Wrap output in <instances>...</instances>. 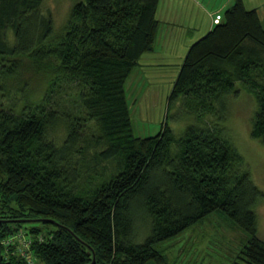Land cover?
I'll return each mask as SVG.
<instances>
[{
    "label": "trees",
    "instance_id": "trees-1",
    "mask_svg": "<svg viewBox=\"0 0 264 264\" xmlns=\"http://www.w3.org/2000/svg\"><path fill=\"white\" fill-rule=\"evenodd\" d=\"M42 2L0 0V264H167L154 244L218 211L247 235L239 264H264L255 212L264 192L220 121L241 82L257 102L251 134L264 144L257 10L233 0L188 48L168 98L194 120L183 135L164 122L139 137L125 84L153 50L159 0H78L58 37ZM24 74L43 77L42 93L5 108ZM138 212L149 227L142 242ZM18 234L27 257L7 241Z\"/></svg>",
    "mask_w": 264,
    "mask_h": 264
},
{
    "label": "rangeland",
    "instance_id": "rangeland-1",
    "mask_svg": "<svg viewBox=\"0 0 264 264\" xmlns=\"http://www.w3.org/2000/svg\"><path fill=\"white\" fill-rule=\"evenodd\" d=\"M77 1L43 0L42 8L50 13L53 20L54 37L62 34L71 7ZM168 13V0H159L156 10L159 26L153 50L142 55L125 84L135 136H153L166 122L177 138L183 135L187 126L194 123L192 117L185 115L181 98L171 104L168 98L182 63L183 53L186 51L185 39L191 44L202 37L205 33L203 29L208 25V18L201 9H192L187 5L185 11H179L180 19L185 26L195 27V32L185 37L179 30L173 29L175 37L170 38ZM23 77H26V83L20 92L16 88L21 85V81L9 85L12 90L1 99L5 108L12 106L18 109L26 97L35 100V96L42 93L45 81L41 75L24 74ZM237 86L239 91L230 94L226 99V118L220 121L227 128L230 142L249 167L253 182L264 192V144L251 134L257 102L253 95L242 87L241 82H238ZM14 96L16 98L13 99ZM255 212L259 238L264 240V197L256 206ZM146 223L145 217L138 212L135 216L138 242H142L149 233ZM34 224L25 223L23 226ZM246 240V233L218 211L209 214L179 235L154 244V248L165 254L167 264H239L237 253ZM146 264L155 263L150 261Z\"/></svg>",
    "mask_w": 264,
    "mask_h": 264
},
{
    "label": "crops",
    "instance_id": "crops-1",
    "mask_svg": "<svg viewBox=\"0 0 264 264\" xmlns=\"http://www.w3.org/2000/svg\"><path fill=\"white\" fill-rule=\"evenodd\" d=\"M233 0H168V37L173 38L175 35L173 34L172 30L177 29L181 32V34L185 37H188L190 34H193L196 29L195 27L190 28L188 26H185L183 24V21L180 19V13L185 11V7L188 5L189 7L201 9L206 15L205 17L208 18V25L205 27V35L209 30L212 29V27L220 23L223 20V13L226 8H228ZM245 7L247 9H255L258 12V15L264 24V0H243ZM170 10V11H169ZM161 22V21H160ZM190 25V24H189ZM194 25V24H193ZM192 26V25H191ZM202 35V36H203ZM186 44L184 45V48H186L183 53L184 57L188 51V48L190 47V43L187 42V39H185ZM194 42V41H193ZM183 57V59H184ZM183 62V60L181 61ZM182 64V63H181ZM180 64V66H181ZM180 68V67H179ZM179 71V70H178Z\"/></svg>",
    "mask_w": 264,
    "mask_h": 264
},
{
    "label": "built area",
    "instance_id": "built-area-1",
    "mask_svg": "<svg viewBox=\"0 0 264 264\" xmlns=\"http://www.w3.org/2000/svg\"><path fill=\"white\" fill-rule=\"evenodd\" d=\"M7 241L12 243V244H16L17 245L16 246V250H17V252H19L21 254V256H25V257L28 256L25 253L26 247L28 246V245H26L28 243V241L22 234H18L16 236H12Z\"/></svg>",
    "mask_w": 264,
    "mask_h": 264
}]
</instances>
